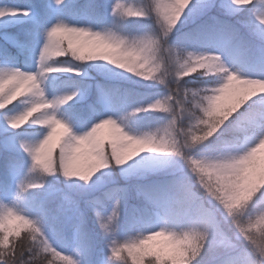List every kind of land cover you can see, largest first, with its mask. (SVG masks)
Here are the masks:
<instances>
[{
  "label": "snow or ice",
  "instance_id": "1",
  "mask_svg": "<svg viewBox=\"0 0 264 264\" xmlns=\"http://www.w3.org/2000/svg\"><path fill=\"white\" fill-rule=\"evenodd\" d=\"M0 264H264V0H0Z\"/></svg>",
  "mask_w": 264,
  "mask_h": 264
}]
</instances>
